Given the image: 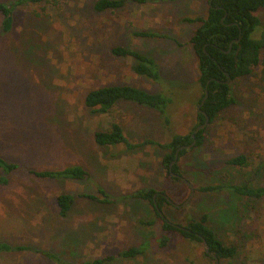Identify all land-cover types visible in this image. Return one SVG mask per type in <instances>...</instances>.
I'll use <instances>...</instances> for the list:
<instances>
[{"label": "rangeland", "instance_id": "obj_1", "mask_svg": "<svg viewBox=\"0 0 264 264\" xmlns=\"http://www.w3.org/2000/svg\"><path fill=\"white\" fill-rule=\"evenodd\" d=\"M94 3L26 2L15 7L7 32L1 31L0 12V155L20 164L10 182L0 184V243L15 247L0 248V264H57L51 254L72 264H215L203 243L178 232L167 231V246H159L164 219L137 196L152 189L179 205L191 198L180 207L166 204L162 212L170 223L205 219L218 237L237 246L236 256L219 264H264V197L201 189L264 186V50L253 73L230 80L234 103L205 127L203 142L179 158L193 192L169 177L159 145L192 132L200 121L199 60L191 38L209 0H126L124 7L106 11L95 10ZM260 18L264 24V9ZM117 46L152 58L159 78L137 74V60L114 54ZM110 84L160 93L168 98L166 112L125 100L110 112L85 105L91 89ZM113 122L134 147L96 142L95 132ZM241 153L248 166L226 163ZM71 165L85 167L91 178L40 179L29 173ZM60 193L75 196L66 216L58 210ZM132 246L144 252L117 256Z\"/></svg>", "mask_w": 264, "mask_h": 264}, {"label": "trees", "instance_id": "obj_2", "mask_svg": "<svg viewBox=\"0 0 264 264\" xmlns=\"http://www.w3.org/2000/svg\"><path fill=\"white\" fill-rule=\"evenodd\" d=\"M42 1L44 0H15L9 4L0 2V12L3 15L1 31L7 32L13 27L15 7L26 2L37 3ZM136 1L143 3L147 0ZM125 4L126 0H95L94 8L97 11L117 10L124 7ZM262 9H264V0H209L207 15L205 17H198L197 19L200 25L192 35L191 42L199 60L198 81L202 90V97L198 103L200 105L205 96V88L208 87L209 95L201 108L209 116V123L213 122L222 110L234 103L230 81L226 82L229 76L231 80L248 76L253 73L261 63V55L264 50V24L260 18V11ZM259 32L260 36H258ZM138 34L143 36L153 35L149 32H139ZM230 48L231 50L229 51ZM112 52L120 56L134 57L137 63L133 68L137 74L150 77L154 80L159 78V72L153 68L155 62L148 55L125 46L114 47ZM209 80L211 81L207 84ZM123 100L156 108L161 113H165L168 98L160 93L148 92L133 85L110 84L91 89L86 94L84 102L87 107L93 110L110 112ZM198 116L200 121L192 132L188 134H176L170 141L160 143L159 145L166 151L162 158L164 169L169 177L176 181H181V179L172 175V172L181 174L180 165L178 164L179 159L173 165L172 170L170 169V164L175 158L176 151L181 146L192 143V134L194 130L197 126L205 122V115L203 113L199 112ZM205 130L204 128L196 133V146L203 142ZM94 137L99 145L125 143L129 147L135 146L129 142L119 122H113L109 130L96 131ZM186 151L187 149L181 150L179 158L184 155ZM226 163L238 167L249 165L248 156L245 153L228 159ZM0 168L4 170V175H0V184L7 185L10 182L9 175L18 170L20 164L9 161L7 158L0 155ZM29 173L40 179L89 180L91 178L90 171L81 165H71L61 169H30ZM201 189L205 191L230 190L244 197H264V186H253L251 184L238 185L222 183L203 186ZM156 192L157 191L154 189L145 192L141 191L138 192L137 196L150 201L156 211V215L164 219L155 205L154 194ZM164 193L166 192L164 191ZM89 197L97 199L95 195H90ZM74 201L75 196L69 193H60L57 196L59 213L62 216H66L71 210ZM108 201L109 200H107V202ZM156 202L161 211H163L166 204H169L166 197L161 193L157 195ZM142 223L146 225L150 224L148 221H142ZM182 226L187 230L177 228L164 219L159 246L161 248L167 246L170 240L167 231L178 232L187 239L203 243L201 237L197 235L200 234L207 240L211 252L215 253L220 260H230L236 256L238 252L237 246L235 244H227L218 237L216 232L206 224L205 219H190L186 225ZM154 234H152L153 237ZM0 248L7 250L15 249V247L6 243H0ZM25 248L26 247L23 246L17 247L19 250ZM143 252L144 249L142 246H132L120 251L117 256L135 258ZM49 256L54 258L57 264H72L55 255L51 254ZM108 260L109 259H96L91 262L80 264H102Z\"/></svg>", "mask_w": 264, "mask_h": 264}, {"label": "water", "instance_id": "obj_3", "mask_svg": "<svg viewBox=\"0 0 264 264\" xmlns=\"http://www.w3.org/2000/svg\"><path fill=\"white\" fill-rule=\"evenodd\" d=\"M230 50H231V48L229 49V51H230ZM226 73H227V72H226ZM230 80H231V77L229 76V78H228V80H227L226 82H229ZM210 81H211V80H209V81L207 82V84H209ZM218 81H219V80H218ZM208 95H209V89H208V87H206V88H205V96L203 97V99H202L200 105L197 107V111L200 112V113H203V114L205 115V122L202 123V124H200L199 126H197V128L194 130V132H193V134H192L193 142L190 143V144H188V145H183V146H181V147L176 151L175 158H174V160L172 161V163L170 164V169H171V170H172V168H173V165H174V164L178 161V159H179V153H180V151L183 150V149H189V148L193 147V146L197 143L196 133H197L198 131H200L201 129H204V128L209 124V122H210V118H209V116H208L207 113H206L204 110H202V108H201V106L205 103V101H206ZM172 175H174V176H176V177H179L180 179L184 180L188 185H190L192 191L194 192V187H193V185H192L188 180H186V179L183 178L181 175H179V174H177V173H175V172H172ZM193 192H192V193H193ZM167 199H168L169 201H171V199H170L169 197H167ZM190 199H191V198H189L187 201H185L183 205H186V204L190 201ZM155 205H156L157 210L161 213V215H163V212H162L161 209L159 208V206H158L156 200H155ZM174 205H175L176 207L183 206V205H179V204H177V203H175V202H174ZM163 216H164V215H163ZM172 224H173L175 227H177V228H180V229H183V230H187L184 226H182V225H180V224H174V223H172ZM197 235H198L199 237H201V239H202V241H203V245H204V247H205V251H206V253H207L209 256H211V257L214 258V260H215V264H219L220 259L217 257V255H216L215 253L211 252V250H210V246H209L207 240L205 239V237H203V236L200 235V234H197Z\"/></svg>", "mask_w": 264, "mask_h": 264}, {"label": "flooded vegetation", "instance_id": "obj_4", "mask_svg": "<svg viewBox=\"0 0 264 264\" xmlns=\"http://www.w3.org/2000/svg\"><path fill=\"white\" fill-rule=\"evenodd\" d=\"M179 175H181V174H179ZM181 176H182V175H181ZM181 180H182V179H181ZM183 181H184V180H183ZM184 182H185V181H184ZM190 188H191V187H190ZM159 193L163 194V195L166 197V199H167V197H169V198L171 199V201H169V200L167 199L168 203L174 205V201H173V199H172L167 193H164V191H157V192L154 194V199H155V200H156V197H157V195H158ZM163 217H164V216H163ZM164 219L167 220L168 222H170L168 219H166V217H164Z\"/></svg>", "mask_w": 264, "mask_h": 264}]
</instances>
